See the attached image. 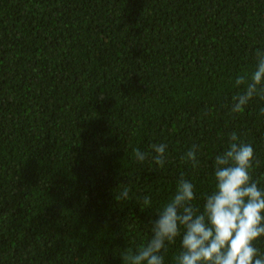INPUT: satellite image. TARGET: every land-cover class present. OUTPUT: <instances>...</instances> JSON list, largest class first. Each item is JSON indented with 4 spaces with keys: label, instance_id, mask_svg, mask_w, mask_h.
Segmentation results:
<instances>
[{
    "label": "trees",
    "instance_id": "16d2710c",
    "mask_svg": "<svg viewBox=\"0 0 264 264\" xmlns=\"http://www.w3.org/2000/svg\"><path fill=\"white\" fill-rule=\"evenodd\" d=\"M257 51L264 0H0V264H123L181 178L203 210L233 133L264 189V99L231 111Z\"/></svg>",
    "mask_w": 264,
    "mask_h": 264
},
{
    "label": "clouds",
    "instance_id": "9594fccd",
    "mask_svg": "<svg viewBox=\"0 0 264 264\" xmlns=\"http://www.w3.org/2000/svg\"><path fill=\"white\" fill-rule=\"evenodd\" d=\"M256 69L250 76L238 75L235 86L243 91L233 96L231 111L241 113L257 95L264 99V52L256 53ZM264 115V109L261 110ZM151 151L135 150L138 162L151 160L158 166L166 161L167 144L150 146ZM251 144L239 142L236 133L226 151L215 157V189L205 196L203 210L193 207L194 185L181 178L170 201L152 222L151 239L134 254H123V264H164L170 244L181 238L175 264H264V253L255 246L264 239V189L254 180L256 164ZM186 161L198 164L195 147L185 153ZM129 198L124 188L117 201ZM145 203H151L145 197Z\"/></svg>",
    "mask_w": 264,
    "mask_h": 264
}]
</instances>
